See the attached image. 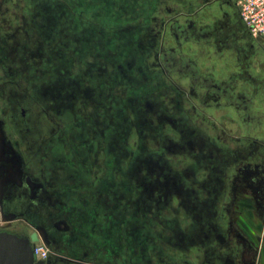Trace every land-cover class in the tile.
Listing matches in <instances>:
<instances>
[{
  "label": "flooded vegetation",
  "instance_id": "1",
  "mask_svg": "<svg viewBox=\"0 0 264 264\" xmlns=\"http://www.w3.org/2000/svg\"><path fill=\"white\" fill-rule=\"evenodd\" d=\"M177 1L178 12L168 17L158 55H151L153 60H158L156 68L146 66L149 65L146 61L149 60L150 47L137 43L136 49H132L134 45L130 40L123 50H112L108 56H103L104 61H116L120 79L128 90L131 88L129 98L132 90L137 93L143 88L159 86L162 80L167 83L171 80L176 88V108L170 113L168 107L162 106L158 100L138 95L135 102L143 99L144 106L152 114L151 120H154L151 124L148 117H144L141 125H148V129L158 128V147L148 151L143 145L145 148L139 155L136 150L119 147L117 153L111 146L118 148V142L109 135L105 146L109 147L110 153L105 159L104 171L94 182L90 170L64 164L57 120L50 115L54 113L57 119L70 123L65 99L77 95V102L82 106L89 103L85 98L88 96L84 95L86 88L92 91L87 77L67 75L64 82L63 60L56 63L57 59L52 56L38 57L33 51H26V44H22L19 36L20 27L15 32L10 29L12 27L2 31L4 27L0 26V126L3 130V134L0 132L3 137V140L0 138L3 141L0 189L7 193L0 204V230L24 236L32 246L42 243L46 248L45 256L35 257L34 264L68 263L64 262V252L56 255L58 258L52 256L44 243L46 236L33 220V210L30 209L34 207L31 206L33 201L28 198L34 181L41 183L43 189H53L58 187L55 179H59L60 188H63L59 193L62 197L65 193L71 200L80 194L97 191V197L102 200L96 197L98 202L94 203L92 210H85L83 215L80 213L81 219L74 234L66 242L70 247L67 254L78 259L95 258L101 254L108 264H152L151 251H157L160 264H174L162 260L164 256L173 260L170 251H166V255L162 252L164 241H167L179 251L203 249L201 264H238L241 239L228 234L226 244L218 240L219 225L213 212L217 207V195L222 190L220 175L232 165V161L237 158L245 167L250 165L252 171L256 168L262 171L264 167V160L262 165L260 159L264 151V70L252 66L255 60H264V39L251 34L240 17L237 0ZM148 2L124 0L120 6L123 7L122 13L115 16L124 20L143 17L149 9ZM36 6L34 12L42 21L37 25L38 31L52 38L62 13L53 1L39 0ZM11 51L16 54L10 55ZM117 56L121 57L119 62ZM212 62L217 64L212 65ZM152 71L155 72L150 73ZM94 78L97 93L103 90L111 94L112 88L100 83L98 75ZM97 93L95 97L100 101ZM185 98L200 111L220 116V125L230 134H243V142L239 143L242 147L237 151L223 142L211 141L202 132L203 128L193 126L189 117L184 115L180 99ZM106 103L112 106L111 100ZM155 120L159 125L154 123ZM164 125H169L173 131L163 134ZM145 131L144 127L142 132ZM160 148L169 154L178 151L189 155L193 168L207 172L208 181L196 180V170L181 172ZM75 156L70 155L71 158ZM19 164L34 181L17 177ZM56 171L64 175L56 176ZM117 174L120 175L118 180ZM253 184L256 185L257 181L253 180ZM200 195L204 197L200 198ZM251 203L255 209L256 203ZM165 207L177 214L183 208L187 225L180 224L179 214L175 218H159L157 214L166 210ZM95 218L99 220L94 221ZM148 218L163 225L161 229L158 227V233L155 234V227ZM227 222L230 226L229 219ZM48 227L52 225L47 226V230ZM112 232L116 237L123 236L126 243L116 237L112 239ZM32 233H36L37 240H31ZM243 256L247 258L249 255ZM186 264L195 263L186 261Z\"/></svg>",
  "mask_w": 264,
  "mask_h": 264
},
{
  "label": "rangeland",
  "instance_id": "2",
  "mask_svg": "<svg viewBox=\"0 0 264 264\" xmlns=\"http://www.w3.org/2000/svg\"><path fill=\"white\" fill-rule=\"evenodd\" d=\"M37 1L39 0H0V26L4 27L2 31L4 29H6L5 31L12 29V31L16 32V30L20 29L21 33H19V36L22 44H26V51H33L38 57L49 58L52 56L57 59L56 63L60 61L59 59L63 60L64 82L67 75L69 77L70 75L74 77L85 75L91 85L90 90L92 91L87 88L84 90V95L88 96L85 98L89 99V103L84 104V106L77 102V95H75L76 98L72 99H70L72 96L64 98L67 102L66 105L70 117L69 124L65 119H57L54 113L50 114L54 120H57L58 136L62 138L61 152L64 156V164L74 165L73 167L76 169L84 171L90 170L91 181L94 182L104 171L105 159L110 153L109 147L105 146L109 135L116 138L115 140L118 142V148L115 149V146H111L117 153L120 152L119 147H124L126 150H136L138 155L142 152V148L146 147L148 151L156 149L158 147L156 143L159 141V138H157L159 130L157 127L148 129V125H145L146 131L145 133L142 132L144 128L141 125L143 118L148 117L147 121L151 124L154 120H151L152 114L144 106L143 99H140L138 103L135 102V99L138 95H146L149 100H158L162 106L168 107V111L171 113L176 108L175 85L165 75L170 82L167 83L162 80L163 82L159 86L143 88L137 93L132 90V96L129 98V90L131 88L128 90L126 83L122 81L123 79H120L119 69L115 65L116 61L107 62L106 59L104 61L103 56H108L112 50H116V52L119 49L123 50L126 43L128 44V40H130V43L134 45L132 49H136L135 44L137 43L150 47L148 48L149 55H147L149 60L146 61V55L141 58L144 59V62L149 61V65L146 66L156 68L158 60L156 58L153 60L151 55L157 57L158 47L162 40L161 37H163V30L167 24L168 17L178 12V1L149 0V9L147 8L148 11L143 17L137 16L132 20H124L121 16L117 18L115 16L122 13L123 7L120 8V6H123L124 0H49L53 1L62 13L57 19L58 24L53 29L54 35L52 38H50V35L47 36V33L42 35L38 31L37 25H40L42 21L34 12L36 9L34 7H37ZM9 27L12 28L9 29ZM14 54H16V51L10 52V55ZM99 54H102V56L100 55L99 61H96L95 58L99 57ZM192 54L194 53L192 52ZM120 58V56H117V62L120 61ZM208 62L211 65V61ZM201 63L203 64L204 62ZM216 64L212 62V65ZM252 66L263 71L264 60H255ZM148 67H145V69H149ZM153 72L155 71L150 73ZM97 75L100 83H105L107 85L106 88H112L111 94L110 92L107 94L103 90L100 93L96 92L98 88L95 87L94 77ZM95 93L98 94L100 101L95 97ZM110 100L112 101V106L106 103L110 102ZM185 100L186 98L184 100L180 99L184 108V115L189 117L193 126H199L198 129L203 128L202 132L209 139L211 138V141L223 142L237 151L242 147L239 143L243 142V134L238 132L230 134L220 125V116L206 114L195 107L192 102ZM154 123H157V121L155 120ZM81 124L84 128V130L82 129V134L80 133ZM162 128H164L163 134L165 135L173 131L169 125H164ZM0 132L3 134L1 126ZM0 138L3 140L1 135ZM84 139L85 141H83ZM162 150L165 155H168L171 163L181 172L186 169L190 170L188 173L196 170V180L201 182L208 181L207 172L193 168L190 162L192 159L189 155L178 151L174 154H169L164 148ZM1 153H3V141L0 143ZM72 154L76 155L73 157L76 161L70 157ZM81 154L86 156L82 157ZM261 154L260 159L263 165V150ZM16 164L18 165V162ZM231 164L220 175L222 190L217 195V201L220 202V205L217 202V207L213 212L219 225L220 234L218 240L226 244L227 235L234 234V237L241 239L239 241L241 254L238 264H264V167L262 171L259 168L252 171L250 165L245 167L237 158ZM55 175L62 176L64 174L56 171ZM19 176L23 177L25 181L28 179L31 182L34 181L33 177L23 171L20 164L17 177ZM119 178L120 175L117 174V180ZM58 180L55 179V186L58 187H53V189L51 187L43 189L44 187L41 183H35L34 181L28 197L33 201L31 206L34 207L28 206L33 210V220L37 224L38 229H41L46 236L44 243L48 246L53 257L58 258L56 255L64 252V262L68 261L66 264H108L107 260L104 261L101 258V254L95 256V258L91 257L88 259H78L72 254H67L66 251L70 249L66 245L67 240H71L70 235L74 234V228L78 220L81 219L82 213L85 210L91 211L94 203L98 202V197L97 191H89L84 195L80 194L79 197L76 196L75 199L71 200L67 199L65 193L64 197H62L59 193L63 191V188H60L61 184L58 183ZM253 180L257 181L256 185L253 184ZM65 190L64 187V192ZM6 195L5 189L4 191L0 189V204ZM202 197L204 196L200 195V198ZM251 201L256 203L255 209H252ZM37 209L42 210L37 213ZM155 212H157V209H155ZM178 214L180 217H177ZM178 214L171 209H166L164 211L160 210L157 215L161 219L177 217L181 225H187L188 218L184 209L181 208ZM149 217H153V214ZM150 218L148 219L152 223V227H155L154 231L156 234L159 232H157L158 227L161 229L163 225L161 226L160 222H154L156 219ZM228 219L230 226L227 222ZM98 220L95 218L94 221ZM51 225L52 227H48L49 229L47 230L46 227ZM184 227L182 228L184 229ZM111 235L112 239L116 237L113 232ZM116 239L121 243L125 241L123 236L116 237ZM38 244L44 247L42 243ZM163 246V254L166 255V251H170L173 259L171 261L167 256H164L162 258L164 261L174 262V264H186V261H193L195 264H201L203 249L199 247L194 248L191 252H184L171 247L167 241H164ZM197 254L201 256L197 257ZM243 254L249 256L244 258ZM157 257H159L158 252L151 251L150 259L153 261L152 264H160Z\"/></svg>",
  "mask_w": 264,
  "mask_h": 264
},
{
  "label": "water",
  "instance_id": "3",
  "mask_svg": "<svg viewBox=\"0 0 264 264\" xmlns=\"http://www.w3.org/2000/svg\"><path fill=\"white\" fill-rule=\"evenodd\" d=\"M262 39L261 36H257ZM1 227V226H0ZM31 240H37L36 233H32ZM35 253L28 238L0 230V264H34Z\"/></svg>",
  "mask_w": 264,
  "mask_h": 264
},
{
  "label": "built area",
  "instance_id": "4",
  "mask_svg": "<svg viewBox=\"0 0 264 264\" xmlns=\"http://www.w3.org/2000/svg\"><path fill=\"white\" fill-rule=\"evenodd\" d=\"M237 6L240 17L251 34L264 39V0H237ZM34 253L36 258H43L46 250L43 246L36 244Z\"/></svg>",
  "mask_w": 264,
  "mask_h": 264
},
{
  "label": "crops",
  "instance_id": "5",
  "mask_svg": "<svg viewBox=\"0 0 264 264\" xmlns=\"http://www.w3.org/2000/svg\"><path fill=\"white\" fill-rule=\"evenodd\" d=\"M7 194V193H6Z\"/></svg>",
  "mask_w": 264,
  "mask_h": 264
}]
</instances>
